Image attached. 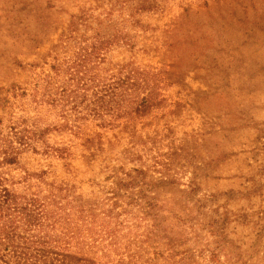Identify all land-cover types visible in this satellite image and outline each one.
Here are the masks:
<instances>
[{
    "label": "rangeland",
    "instance_id": "obj_1",
    "mask_svg": "<svg viewBox=\"0 0 264 264\" xmlns=\"http://www.w3.org/2000/svg\"><path fill=\"white\" fill-rule=\"evenodd\" d=\"M0 187L85 264H264V0H0Z\"/></svg>",
    "mask_w": 264,
    "mask_h": 264
},
{
    "label": "trees",
    "instance_id": "obj_2",
    "mask_svg": "<svg viewBox=\"0 0 264 264\" xmlns=\"http://www.w3.org/2000/svg\"><path fill=\"white\" fill-rule=\"evenodd\" d=\"M1 188V187H0ZM48 218L34 200H18L0 190V264H85L56 247L43 225Z\"/></svg>",
    "mask_w": 264,
    "mask_h": 264
}]
</instances>
